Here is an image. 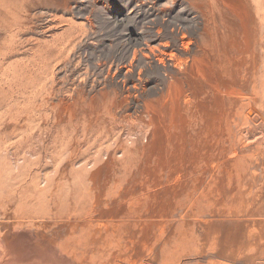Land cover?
<instances>
[{
    "label": "rangeland",
    "instance_id": "374dc122",
    "mask_svg": "<svg viewBox=\"0 0 264 264\" xmlns=\"http://www.w3.org/2000/svg\"><path fill=\"white\" fill-rule=\"evenodd\" d=\"M263 66L264 0H0V264H264Z\"/></svg>",
    "mask_w": 264,
    "mask_h": 264
},
{
    "label": "bare ground",
    "instance_id": "6f19581e",
    "mask_svg": "<svg viewBox=\"0 0 264 264\" xmlns=\"http://www.w3.org/2000/svg\"><path fill=\"white\" fill-rule=\"evenodd\" d=\"M259 73H261L262 74V78H263V74H264V66H263V68H262V70H261V72H259ZM258 84V83H257ZM259 85H261V86H264V82H260V84Z\"/></svg>",
    "mask_w": 264,
    "mask_h": 264
}]
</instances>
